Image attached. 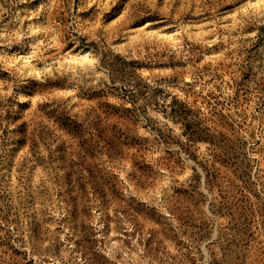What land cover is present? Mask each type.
I'll use <instances>...</instances> for the list:
<instances>
[{"label": "rangeland", "instance_id": "1", "mask_svg": "<svg viewBox=\"0 0 264 264\" xmlns=\"http://www.w3.org/2000/svg\"><path fill=\"white\" fill-rule=\"evenodd\" d=\"M0 264H264V0H0Z\"/></svg>", "mask_w": 264, "mask_h": 264}]
</instances>
